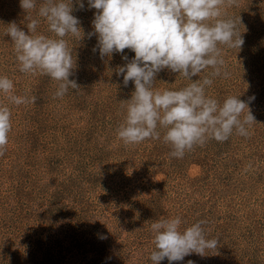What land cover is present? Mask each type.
<instances>
[{"label":"rangeland","instance_id":"obj_1","mask_svg":"<svg viewBox=\"0 0 264 264\" xmlns=\"http://www.w3.org/2000/svg\"><path fill=\"white\" fill-rule=\"evenodd\" d=\"M83 3L72 5L80 38H64L73 58L69 79L79 89L54 98L58 82L22 73L5 35L11 23L28 34L20 0H0V76L13 81L12 94L36 98L16 106L0 93L12 125L0 156V264H153L151 224L177 216L181 232L207 221L206 239L219 244L172 264H264V0L222 9L220 19L236 21L244 44L218 45L230 75L206 88L220 104L229 96L247 103L256 121L250 136L234 130L227 141L209 139L183 158L170 155L159 127L160 139L126 146L118 138L134 83L125 87L117 75L127 63L122 54L101 59L93 51L97 36L88 34L97 10ZM36 12H30L40 21L34 35L55 38ZM123 55L130 61L135 53ZM191 82L166 69L153 90L178 91Z\"/></svg>","mask_w":264,"mask_h":264},{"label":"clouds","instance_id":"obj_2","mask_svg":"<svg viewBox=\"0 0 264 264\" xmlns=\"http://www.w3.org/2000/svg\"><path fill=\"white\" fill-rule=\"evenodd\" d=\"M77 3L84 8L83 0ZM72 5L73 0H41L37 9V0H20V7L27 13L28 34L15 23L8 25L5 33L11 37L22 73H40L58 82L54 98H63L69 88L79 89L76 81L69 79L73 58L64 39L80 38V21L72 15ZM236 5L237 0H88L89 9L97 10L92 21L94 32L88 34L89 38L97 36L93 51L98 49L101 59L122 54L127 63L118 67L117 75L123 76L125 87L130 81L134 83L124 122L117 129L118 138L126 146L160 139L159 127L166 130L163 142L171 146L170 155L183 158L209 139L227 141L234 130L242 137L250 136L248 129L256 121L245 101L229 96L220 104L206 95L214 78L230 75L218 45L240 49L244 44L236 21L220 19L224 7ZM32 10L47 22L55 38L34 35L40 21L32 18ZM125 49L135 53L130 61L123 55ZM209 68L208 75L193 81L192 77ZM166 69L192 82L178 91H154L156 75ZM13 88L11 79L0 76V93L12 104L35 103V97L12 94ZM245 108L249 111L242 116ZM10 116V109L0 106V156L8 144ZM206 223L197 221L181 232L179 216L153 222V264L165 258L172 264L192 253L204 256L206 250L216 249L218 239H206L202 227Z\"/></svg>","mask_w":264,"mask_h":264}]
</instances>
